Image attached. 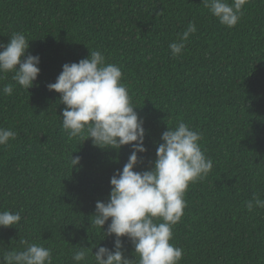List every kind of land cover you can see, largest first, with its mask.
Segmentation results:
<instances>
[{
  "label": "trees",
  "instance_id": "obj_1",
  "mask_svg": "<svg viewBox=\"0 0 264 264\" xmlns=\"http://www.w3.org/2000/svg\"><path fill=\"white\" fill-rule=\"evenodd\" d=\"M189 22L197 31L173 57L168 45ZM15 32L25 34L41 71L28 90L12 73L0 80V127L18 133L0 146V211L22 215L18 228L0 227V253L21 250L20 239H28L51 247L53 264H75L79 244L93 252L113 247L114 234L104 237L91 215L133 149L69 137L60 94L46 87L63 64L99 50L121 66L144 122L147 151L138 153L135 171L151 167L162 133L180 121L202 133L213 161L207 176L189 184L173 228L171 242L184 253L179 264H264V208L245 206L254 195L264 200V0H249L232 28L202 0H0V44ZM71 154L81 158L73 168ZM121 239L134 259L131 241ZM81 264H94L91 252Z\"/></svg>",
  "mask_w": 264,
  "mask_h": 264
},
{
  "label": "clouds",
  "instance_id": "obj_2",
  "mask_svg": "<svg viewBox=\"0 0 264 264\" xmlns=\"http://www.w3.org/2000/svg\"><path fill=\"white\" fill-rule=\"evenodd\" d=\"M249 0H202L222 25L234 27L243 16V8ZM197 31L189 22L179 38L168 47L173 57L182 54L191 34ZM0 80L3 74L12 73V79L24 89L37 80L41 69L39 55L28 52L29 40L23 32H15L7 44H0ZM121 66L107 63L99 50L79 62L65 63L48 90L59 93V102L65 105L62 127L69 137L91 138L95 146L119 150L131 145L132 152L122 171L117 169L110 179L111 191L107 202L97 201L90 223L98 226L104 237L115 236L113 247H92L82 244L75 248L72 260L84 262L90 252L94 264H179L183 249L173 240V228L180 222L187 206L184 199L190 183L203 179L213 168L200 141L202 133L180 121L161 135L156 149V159L144 171H135L140 161L138 153L146 152L143 119L131 103L126 84L122 81ZM12 85H5L3 93L11 95ZM18 133L0 127V146L8 145ZM135 142V143H133ZM79 156L71 154V166L78 165ZM252 212L264 208V200L253 196L246 201ZM111 218V222L104 226ZM20 211H0V227L15 226L21 222ZM18 228V227H17ZM103 237V238H104ZM127 237L134 246V259L125 255ZM21 250H5L0 253V264H53L52 248L20 239Z\"/></svg>",
  "mask_w": 264,
  "mask_h": 264
}]
</instances>
